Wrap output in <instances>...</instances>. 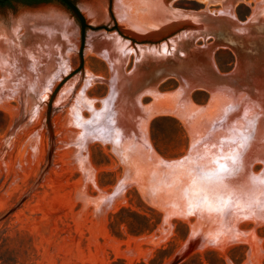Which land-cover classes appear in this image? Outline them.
<instances>
[{
  "label": "rangeland",
  "instance_id": "1",
  "mask_svg": "<svg viewBox=\"0 0 264 264\" xmlns=\"http://www.w3.org/2000/svg\"><path fill=\"white\" fill-rule=\"evenodd\" d=\"M70 1L83 18L82 47L80 19L62 1L0 3V19L22 18L19 33L27 31L23 54L0 70V264H264V144L244 149L241 114L214 117L222 90L249 95L264 112V27L225 26L216 37L179 46L180 39L174 53L142 60L128 53L115 89L111 64L88 43L119 35L116 0ZM258 2L171 6L230 9L240 22ZM87 3L97 5L94 19ZM51 12L67 20L69 36L33 16ZM121 32L133 46L168 38ZM151 88L177 91L169 105L186 95L201 109L171 105L186 123L171 114L147 118L150 106H168Z\"/></svg>",
  "mask_w": 264,
  "mask_h": 264
},
{
  "label": "bare ground",
  "instance_id": "2",
  "mask_svg": "<svg viewBox=\"0 0 264 264\" xmlns=\"http://www.w3.org/2000/svg\"><path fill=\"white\" fill-rule=\"evenodd\" d=\"M174 1H176V0H173V1L172 0H116L115 1V4H114V6H115L114 7L115 17H116L119 25H114V28L117 29L116 31H118L119 35L116 32H112V33H110V35L105 34L104 36L101 34L102 36L96 37L94 40L92 39L88 43V46H89L91 53L94 52L96 56H99V57L105 59L106 61H108L111 64V71H112L111 80H112V83H113V86L115 89L118 88V86H119L118 81H120V79H121L120 78V67H121L123 61L126 59L128 53L134 52L135 57L139 60H142V59L149 57V56H160L162 54L174 53L173 51L176 48L177 49L179 48V46L184 42V39H186V38H188V36H190V35H187L188 33L186 31H182L178 34H174L173 36H171L172 38L168 37L166 40H163L157 44L145 45L144 43H136L134 46L131 44V42H129L127 40V38H124L122 36V35H124L121 32L122 30L125 33H128L134 37H137L138 39H148V38L151 39V38H155V37H159L161 35L167 34V32L171 29V27L174 26L172 21L175 17H177L176 16L177 13H180V14L183 13V10L171 6V3H173ZM96 7H97V5H95L93 3H87L82 8H83L84 12L87 15H89V17L92 16V18L94 19L95 13L97 11ZM109 7H110V2H109ZM220 11H221L220 13H228L229 15H232V12L230 11V9H227V10L226 9L225 10L220 9ZM253 12L254 13L252 14L251 18L248 19V21H252L254 19H257L259 17V15H257V14H260V17H261V20H258V22L255 24L254 30H256L255 29L256 26L264 27V0H259V2L257 3V6L255 8H253ZM33 16H35L39 20H42L41 22L47 23L48 25L50 23L52 24V22L56 23V25H58V28H56V31L59 30L62 35H68L69 36V33H68L69 26L66 25L67 20H65L64 18H57V17H62V16H58L54 12H51L48 14L41 13V14L33 15ZM23 21L24 20L22 18H19V20H16V19H10V20L0 19V70H2V68L4 67L5 62H7V63L9 62L7 60L12 59L13 56H15V57L19 56V55L23 54V52L25 51L24 48H21V42L20 41L24 38V34H26L27 31L24 28L25 31L21 34L19 33L23 29L22 27L26 25V24H24L25 22H23ZM38 23H40V22H38ZM44 23H42V24L44 25ZM52 28L53 27H51V26H44V27H39V30L42 31V30H48V29L50 30L51 29V31L53 32L54 29L52 30ZM242 28H244V27H242ZM200 38H205V37L203 35H200ZM257 38H258V36H257ZM180 39H183V41H181L179 46H178V41ZM140 41H142V40H140ZM32 57H33V59L36 58L35 56H32ZM10 71H12V70H10ZM62 72L63 71H61V70L58 71L56 73L57 76L62 75ZM181 91L182 90H180L179 92H181ZM222 91L220 92L221 93L220 99H219L220 95L216 96L215 95L216 93L215 94L213 93L211 96V98L213 96H216V97H213V99L216 98L215 100L219 99V101H220L217 103L218 104V109H217L218 111L215 109L217 111L218 115L215 114L214 117L220 116L219 121L221 120L224 122H229L233 116L235 117V115L237 116V115L241 114V118H240L241 121L240 122L241 123L244 122V124H245L244 126L247 129V133H246L245 128L243 130L244 133H246V134H244L242 131V133L245 135V138L243 137L245 139V141L241 138L244 141V144H243L244 149L248 148L250 150V149L255 148L256 146L261 145V143L264 144V124L262 121L264 112L262 111L261 104H259L257 101L255 102L253 99H251L249 97V95H247L243 92L242 93H236L234 91L236 94H233V93H229L228 91L223 93ZM146 92L148 94H151L152 98L154 97V99L161 100L162 102L164 101L165 104H168L166 102L170 98H172L170 100H174L175 97L177 98L176 94L178 93L177 91H175V92H173V91H171V92H168V91L167 92H159V91L152 89V88L146 90ZM231 92H232V90H231ZM112 96L115 97V95H112ZM173 97H174V99H173ZM180 98H181V104L182 105L178 104V103H177V105L178 106L180 105L179 107L184 106L186 108L185 111L187 109L193 110V111H199L201 109V108H198L197 105L195 106L191 102V100H189V96L187 98L186 95H181ZM213 99H210L211 104H214L215 106H217L216 102H214ZM170 100H169V103L174 102V101L170 102ZM175 101H176V99H175ZM158 103L160 104V102H158ZM158 103H157V105H159ZM151 105H153V104H151ZM157 105H155V106H157ZM171 105L174 106L175 104H171ZM171 105L168 104V106H165V105L162 106V104H161V106H159V107H155L153 105V106H150L151 108L154 107L151 110H149V109L147 110L145 108L144 114H145L146 110H147V112H146L147 118H149L150 116H153L154 114H157V113L158 114L159 113L160 114H162V113L163 114H171L173 116L175 115V117L177 116L181 122L183 121L182 123H184V122L186 123L187 118L185 116L184 111H182L184 108L182 109V107H181L182 110H179L180 108L179 109H178V107L174 108ZM177 105H175V106H177ZM150 107H148V108H150ZM242 108H245L243 112H241ZM216 111H215V113H216ZM211 112H214V111H211ZM130 115H131V113H130ZM131 118H132V116H131ZM217 118H219V117H217ZM140 120L141 121H139V126L141 128H143L142 126L145 123H147L145 121H147L148 119L147 120L144 119L142 121V117H141ZM191 122H193V121H191ZM208 122H210V121H208ZM134 125H136V124L134 123ZM136 126H138V125H136ZM138 127H136V128H138ZM145 127H146V125H145ZM143 129H146V128H143ZM138 130L141 132L140 128ZM139 131H137V132H139ZM239 132H241V131H239ZM239 132H238V134H239ZM143 133H146V131ZM243 134H242V136H244ZM242 136H240V137H242ZM238 139H240V138H238ZM243 141H242V143H243ZM240 145H242V144L240 143ZM241 147L243 148V146H241ZM241 147H239L240 151H241ZM250 154H252V153H250ZM249 160H250V157H249ZM249 160H248V162H249ZM236 161L238 162V160H236ZM240 161H239V163H240ZM260 162H262V161L260 160ZM239 163H237V164H239ZM243 163H245V162H243ZM237 164L234 163V165H237ZM234 165H232V167ZM240 166L241 165L239 164V168H240ZM242 167L244 168V165ZM233 170H234V168H233Z\"/></svg>",
  "mask_w": 264,
  "mask_h": 264
},
{
  "label": "water",
  "instance_id": "3",
  "mask_svg": "<svg viewBox=\"0 0 264 264\" xmlns=\"http://www.w3.org/2000/svg\"><path fill=\"white\" fill-rule=\"evenodd\" d=\"M69 8H71L74 13L79 17L81 22V32H82V45L84 40V22L83 18L80 14L78 8L70 1V0H60ZM173 1V0H172ZM110 3V8H111ZM182 10V9H181ZM259 15V17L257 16ZM257 19L252 21H248L247 19L244 21H236L231 18L229 14L225 13H213L208 11H186L183 10V13H177V17L173 19V27L167 32L165 35L159 36L161 37H169L174 34H178L182 31H186L190 35L188 38L195 39L203 35L204 37H216L225 26H229L236 30L237 26H242L246 31L254 30L255 24L258 20H261L260 14H257ZM167 35V36H166ZM123 36V35H122ZM149 39V38H148ZM167 39V38H165Z\"/></svg>",
  "mask_w": 264,
  "mask_h": 264
},
{
  "label": "flooded vegetation",
  "instance_id": "4",
  "mask_svg": "<svg viewBox=\"0 0 264 264\" xmlns=\"http://www.w3.org/2000/svg\"><path fill=\"white\" fill-rule=\"evenodd\" d=\"M4 1H5V0H0V3H1V2L3 3ZM2 5H7V4H6V3H4V4H2Z\"/></svg>",
  "mask_w": 264,
  "mask_h": 264
}]
</instances>
